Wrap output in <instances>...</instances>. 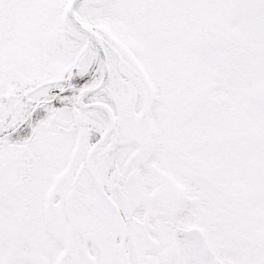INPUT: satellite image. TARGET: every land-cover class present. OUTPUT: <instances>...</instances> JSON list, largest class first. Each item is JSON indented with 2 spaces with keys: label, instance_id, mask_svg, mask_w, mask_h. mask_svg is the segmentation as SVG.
<instances>
[{
  "label": "snow or ice",
  "instance_id": "6c2138e0",
  "mask_svg": "<svg viewBox=\"0 0 264 264\" xmlns=\"http://www.w3.org/2000/svg\"><path fill=\"white\" fill-rule=\"evenodd\" d=\"M0 264H264V0H0Z\"/></svg>",
  "mask_w": 264,
  "mask_h": 264
}]
</instances>
